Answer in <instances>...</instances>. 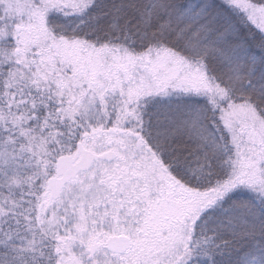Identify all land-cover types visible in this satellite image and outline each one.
I'll return each mask as SVG.
<instances>
[{
  "label": "snow or ice",
  "instance_id": "snow-or-ice-1",
  "mask_svg": "<svg viewBox=\"0 0 264 264\" xmlns=\"http://www.w3.org/2000/svg\"><path fill=\"white\" fill-rule=\"evenodd\" d=\"M0 264H264V0H0Z\"/></svg>",
  "mask_w": 264,
  "mask_h": 264
}]
</instances>
